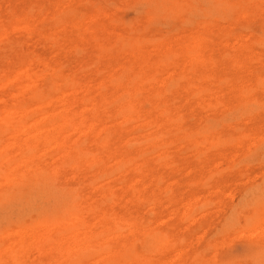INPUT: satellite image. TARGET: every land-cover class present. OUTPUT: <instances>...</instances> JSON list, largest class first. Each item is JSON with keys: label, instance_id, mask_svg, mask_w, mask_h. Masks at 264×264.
<instances>
[{"label": "rangeland", "instance_id": "1", "mask_svg": "<svg viewBox=\"0 0 264 264\" xmlns=\"http://www.w3.org/2000/svg\"><path fill=\"white\" fill-rule=\"evenodd\" d=\"M20 15L61 82L2 133L0 264H264V0H0ZM64 160L75 214L13 182Z\"/></svg>", "mask_w": 264, "mask_h": 264}, {"label": "bare ground", "instance_id": "2", "mask_svg": "<svg viewBox=\"0 0 264 264\" xmlns=\"http://www.w3.org/2000/svg\"><path fill=\"white\" fill-rule=\"evenodd\" d=\"M247 7V6H246ZM170 11V10H169ZM41 12V11H40ZM243 12V11H242ZM247 13V12H246ZM32 14V13H31ZM61 14V13H60ZM28 15V14H27ZM258 15V14H257ZM59 18V17H58ZM64 18V17H63ZM30 19V18H29ZM55 19V18H54ZM53 19V20H54ZM9 21V20H8ZM50 21V20H49ZM57 21V20H56ZM36 22V21H35ZM61 22V21H60ZM30 23V22H29ZM57 23H58V21H57ZM31 24V23H30ZM67 24V23H66ZM1 25V24H0ZM4 25V24H3ZM56 25V24H55ZM4 27V29H7V31H8V34H6L5 35V38L4 39H2L0 42H3V43H1L0 44V143H1V138H2V133H4L5 132V134H6V132L8 133L9 131H12L13 129H16V128H18L20 125L23 127V126H25L24 124H26V123H24L25 122V120H26V118L28 119L29 118V116L32 114V113H28V112H26L32 105H38L39 107H40V105H42V104H44L46 101H51V99H52V93H55V92H53L55 89L56 90H58L57 89V85H59V84H57L58 83V81H59V83L61 82V79L60 78H58L57 76H59V73H57V71L54 73V72H52V71H54V69L51 71H49V69H48V67H47V65L43 62V59H41V57H40V55H38V54H36L34 51H23V50H21V52H19L18 50H16V51H14L15 49H14V45L12 44V42H10L9 40H10V38H11V35L12 34H14V33H19V32H22V33H26V35H27V33H28V31H30V30H28V22H27V17L26 16H24V15H20V16H15V17H13L12 16V18L10 19V21L9 22H7V24L5 23V26H3ZM55 27V26H54ZM0 28H2V25L0 26ZM3 29V30H4ZM30 29V28H29ZM3 30H0L1 32L3 31ZM91 30V29H90ZM31 31H32V29H31ZM4 32H5V30H4ZM3 33V32H2ZM2 33H0V34H2ZM18 35V34H17ZM1 38V37H0ZM2 38H3V34H2ZM13 41V43H15V41L14 40H12ZM26 41V40H25ZM24 41V42H25ZM11 43V45H10V43ZM17 42H19V40L18 41H16V43ZM20 44V43H19ZM15 46H16V44H15ZM29 49V48H28ZM40 52V51H39ZM193 52V51H192ZM6 55H11V56H8V57H5ZM44 56V55H43ZM38 62V63H40V66L39 67H37L36 69L34 68V66H33V63H35V62ZM42 62H43V65H42ZM36 64V63H35ZM52 68V67H51ZM59 69V68H58ZM56 70V69H55ZM62 71V70H61ZM58 74V75H56V76H54L55 74ZM54 74V75H53ZM60 75H61V73H60ZM62 76V75H61ZM66 76V75H65ZM60 77V76H59ZM64 77V76H63ZM64 79V78H63ZM66 79L68 80V78L66 77ZM69 81H71V80H69ZM62 83H63V81H62ZM71 83H73V82H71ZM74 84V83H73ZM66 85V84H65ZM60 87V86H59ZM58 87V88H59ZM62 87H65V86H62ZM74 87V86H73ZM71 88V87H70ZM60 90H61V88H59ZM68 88H66V90H67ZM55 90V91H56ZM76 90V89H75ZM62 92V91H61ZM71 92V91H70ZM58 93V92H57ZM59 94V93H58ZM68 94H69V92H68ZM55 95H56V93H55ZM55 97V96H54ZM124 97V96H123ZM141 97V96H140ZM66 99V98H65ZM119 99V98H118ZM127 99V98H126ZM52 101H53V99H52ZM57 101H60V100H58L57 99ZM62 102V101H61ZM123 102V101H122ZM121 102V103H122ZM124 102H125V100H124ZM52 103V102H51ZM63 103V102H62ZM127 103V102H126ZM59 104H61V103H59ZM93 105V104H92ZM121 105V104H120ZM124 105H126V104H123V106ZM53 106V105H52ZM68 106V105H67ZM66 106V107H67ZM27 107H28V109H27ZM38 107V108H39ZM128 107V106H127ZM32 108H33V106H32ZM56 108V107H55ZM96 108V107H95ZM123 108V107H122ZM53 109H54V107H53ZM57 109V108H56ZM125 109H127V110H130L129 108H126L125 107ZM124 110V109H123ZM52 111V110H51ZM58 111V109L55 111L56 113H58V115H59V112L60 113H62L61 111H59V112H57ZM122 111V110H121ZM54 112V111H53ZM52 112V113H53ZM70 112V111H69ZM123 112V111H122ZM126 112V111H125ZM128 112V111H127ZM126 112V113H127ZM56 113H55V115H56ZM73 113V112H72ZM33 114H34V112H33ZM52 115V114H51ZM55 115H53V116H55ZM58 115H56V116H58ZM77 115V114H76ZM45 116V115H44ZM55 116V117H56ZM65 116V115H64ZM30 117H32V116H30ZM50 117H52V116H50ZM54 117V118H55ZM61 117V115L59 116V118ZM127 117V116H126ZM48 118H49V116H48ZM53 118V119H54ZM57 118V117H56ZM62 118V117H61ZM64 118V117H63ZM61 119V120H66V119ZM68 118V117H67ZM72 118V117H71ZM88 118V117H87ZM47 119V118H46ZM51 119V118H50ZM68 119H70V118H68ZM60 120V121H61ZM93 120V119H92ZM33 121V120H32ZM67 121V120H66ZM31 122V121H30ZM36 122V121H35ZM48 122H49V120H48ZM62 122V121H61ZM42 122H38V124H41ZM67 123H68V121H67ZM84 123V122H83ZM33 124V123H32ZM44 124H45V122H44ZM92 124V123H91ZM47 125H49V124H47ZM52 125V124H51ZM36 126V125H35ZM85 126V125H84ZM33 127V126H32ZM37 127H38V125H37ZM36 127V128H37ZM41 127V126H40ZM39 127V128H40ZM44 127V126H43ZM48 127V126H47ZM67 127V126H66ZM80 127V126H79ZM71 128H72V126H71ZM90 128H91V125H90ZM93 128V127H92ZM52 129V128H51ZM54 129V128H53ZM64 129H65V126H64ZM70 129V128H69ZM79 129V128H78ZM89 129V128H88ZM205 129V128H204ZM21 130V129H20ZM38 130V128L36 129V131ZM58 130H60V129H58ZM83 130V129H82ZM85 131H86V129H84ZM93 130V129H92ZM97 130V129H96ZM28 132V131H27ZM43 132V131H42ZM50 132V131H49ZM87 132V131H86ZM14 133V132H13ZM19 133H20V131H19ZM26 133V132H25ZM48 133V132H47ZM56 133V132H55ZM22 134V133H21ZM29 134V133H28ZM51 134V133H50ZM87 134V133H86ZM4 135V134H3ZM19 135V134H18ZM53 135V134H52ZM51 135V136H52ZM80 135V134H79ZM26 136V135H25ZM42 136H43V134H42ZM46 136H47V134H46ZM94 136V135H93ZM24 137V136H23ZM22 137V138H23ZM48 137H49V134H48ZM66 137V136H65ZM31 138H33V136L31 137ZM35 138V137H34ZM51 138H53V136L51 137ZM43 139V138H42ZM47 139H49V138H47ZM77 139V138H76ZM76 139L75 140H73V141H76ZM53 140V139H52ZM3 141V140H2ZM19 141V140H18ZM30 141V140H29ZM29 141H27V142H29ZM59 141V140H58ZM62 141V140H61ZM82 141V140H81ZM4 142V141H3ZM34 142V141H33ZM54 142V141H53ZM80 141H78V143H79ZM30 143H32V142H30ZM30 143H28L29 144V146H30ZM43 143V142H42ZM45 143H47V142H45ZM72 143V142H71ZM77 143V142H76ZM77 143V144H78ZM82 143V142H81ZM13 144V143H12ZM27 144V143H26ZM22 145V144H21ZM46 145V144H45ZM56 145V144H55ZM76 145V144H75ZM80 145V144H79ZM82 145H84V144H82ZM81 145V146H82ZM100 145V144H99ZM26 146L28 149H26V147H25V154H26V152H29L30 153V150H31V147L32 146ZM54 146V145H53ZM62 146H64V145H62ZM69 146V145H68ZM89 146V145H88ZM1 148V147H0ZM24 148V147H23ZM53 148V147H52ZM59 148V147H58ZM69 148V147H68ZM73 148V147H72ZM71 148V149H72ZM79 148L80 147H76V149H77V151L79 150ZM85 148V147H84ZM73 149H75V147L73 148ZM75 149V150H76ZM88 149V148H87ZM9 150V149H8ZM55 150V149H54ZM57 150V149H56ZM81 150V149H80ZM85 151H86V149H84ZM7 151V150H6ZM54 152V151H53ZM64 152V151H63ZM65 152H68V150L67 151H65ZM72 152H74V154H76L75 153V151H72ZM80 152V151H79ZM83 152V151H82ZM81 152V153H82ZM2 154L4 153V152H1ZM1 153H0V164H1V160L4 158V156H7V155H3V158L1 157ZM10 153V152H9ZM23 153V152H22ZM62 153V152H61ZM69 153V152H68ZM93 153V152H92ZM4 154H6V153H4ZM14 154V153H13ZM20 154V153H19ZM44 154V153H43ZM63 154V153H62ZM67 154V153H66ZM73 154V153H72ZM78 154V153H77ZM80 154V153H79ZM88 154V153H87ZM12 155V154H11ZM26 155H28V154H26ZM52 155V154H51ZM91 155V154H90ZM10 156V155H9ZM14 156H15V154H14ZM22 156V155H21ZM30 156V155H29ZM63 156H66L65 154H63ZM69 156H70V154H69ZM73 156V155H72ZM78 156H80V155H78ZM78 156H77V159H78ZM87 156V155H86ZM18 157V156H17ZM32 157H34V156H32ZM47 157V156H46ZM52 157V156H51ZM57 157V156H56ZM71 157V156H70ZM75 157V156H74ZM83 157V156H82ZM2 158V159H1ZM9 157L7 156V159H8ZM11 158V157H10ZM15 158V157H14ZM22 158V157H21ZM35 158V157H34ZM61 158V157H60ZM69 159V158H68ZM74 159V158H73ZM76 159V160H77ZM85 159H87V157L85 158ZM4 160H5V158H4ZM11 160V159H10ZM9 159H8V161H10ZM61 160H63V159H61ZM12 161V160H11ZM18 161V160H17ZM43 161V160H42ZM56 161V160H55ZM70 161H71V159H70ZM99 161V160H98ZM2 162H3V160H2ZM15 162V161H14ZM22 162V161H21ZM31 162V161H30ZM54 162V161H53ZM53 162H51V164H48V166H46V167H36L35 168V166L34 167H32L31 165H26L25 166V168L24 169H26L25 170V172L24 173H22V172H20V171H17L16 172V174H14V173H12V174H14V175H12V176H14V178L12 177V179H14L13 180V182L14 181H17V183L18 182H20V181H22V177L24 176V175H26L27 174V177L29 178L31 175V173L35 176V174H36V176H37V178L38 177H42L41 178V180L39 179V181H41V183H42V181H44L43 182V186H42V184H41V188H39V187H37V188H39V189H42V191L43 190H45V192H46V190L47 191H50V192H52V194L54 193V195L56 196V198H58L59 199V205H60V203L61 204H63V205H66V207H65V212H66V214H71L72 212H74V214L76 213V204H78V200L75 198V194H74V189H72V187L71 188H62V187H57L56 186V183H55V180H57L56 178L59 176V172H61L62 170H64V169H62V168H64L65 166L64 165H67L66 163V160H64L63 162L62 161H60V162H54V164H52ZM95 162V161H94ZM6 163V162H5ZM4 162L2 163V165L3 164H5ZM28 163V162H27ZM7 164V163H6ZM5 164V165H6ZM37 164V163H36ZM71 164V163H70ZM2 165H0V167L2 166ZM72 165V164H71ZM78 165V164H77ZM30 166V167H29ZM17 167V166H16ZM33 169H32V168ZM94 167V166H93ZM3 168V170H4V166H2L1 167V169ZM27 169H29V171L27 170ZM60 170V171H57V170ZM62 169V170H61ZM66 169V168H65ZM6 170V169H5ZM8 170V169H7ZM13 170V169H12ZM2 171V170H1ZM3 172V171H2ZM1 172V173H2ZM7 173H9V171L7 172ZM26 177V176H25ZM26 177V178H27ZM8 178H10V176H8ZM31 179L29 180V179H27V182H30L29 183V185L28 184H26L27 182L26 181H24V183L27 185V186H29L30 187V184H31V180L32 179H34V177L32 178V176L30 177ZM26 180V179H25ZM29 180V181H28ZM35 180V179H34ZM33 180V182H32V185H37V183L35 182ZM36 180H38V179H36ZM89 181V180H88ZM11 182V181H10ZM35 182V184H33ZM87 182V181H86ZM7 183V182H6ZM24 183L22 182V184L24 185ZM40 183V182H39ZM59 183H60V181H59ZM64 184V183H63ZM10 185V184H9ZM86 185V184H85ZM21 186V185H20ZM38 186H40V184H38ZM19 187V186H18ZM17 187V188H18ZM26 187V186H25ZM25 187H22V188H25ZM70 187V186H69ZM35 188V187H34ZM27 190H29L28 189V187L26 188ZM32 189V188H31ZM10 190V189H9ZM16 190H18V189H16ZM102 190V189H101ZM30 192V191H29ZM38 193H39V191H38ZM41 194V193H40ZM76 194H77V192H76ZM78 195V194H77ZM67 198V197H69V198H67V200L65 199V198ZM55 198V197H54ZM90 198V197H89ZM57 199V200H58ZM76 200L78 201L77 203H76ZM83 200V199H82ZM86 200V199H85ZM87 201V200H86ZM56 202V203H57ZM102 204V203H101ZM56 205V204H55ZM87 205V204H86ZM85 205V206H86ZM60 207V206H59ZM78 207H79V205H78ZM77 207V208H78ZM81 207H83V206H81ZM80 207V208H81ZM85 208V207H84ZM14 209V208H13ZM62 209V208H61ZM83 210V209H82ZM96 210H98V209H96ZM63 211H64V208H63ZM114 213H116V212H114ZM73 214V213H72ZM96 215V214H95ZM59 216H60V214H59ZM62 217V216H61ZM70 217H71V215H70ZM72 217H74V216H72ZM51 218V217H50ZM58 218V217H57ZM64 218V217H63ZM65 218H66V215H65ZM69 218V217H68ZM49 219V218H48ZM60 219H62V218H60ZM95 219V218H94ZM55 220V219H54ZM10 221V220H9ZM47 221V220H46ZM64 221V220H63ZM69 221V220H68ZM80 221V220H79ZM60 221H58V223H59ZM54 223V222H53ZM80 223V222H79ZM68 224V223H67ZM84 224V223H83ZM45 225V224H44ZM63 225V224H62ZM41 227V226H40ZM48 227V226H47ZM59 227H60V225H59ZM69 228H70V226H69ZM57 230V229H56ZM65 230V229H64ZM59 231V230H58ZM72 231V230H71ZM99 231V230H98ZM54 232V231H53ZM57 232V231H56ZM79 232V231H78ZM70 233V232H69ZM68 233V234H69ZM19 234V233H18ZM67 234V233H66ZM89 234V233H88ZM92 234V233H91ZM75 236V235H74ZM79 237V236H78ZM50 238V237H49ZM66 238V237H65ZM47 239V238H46ZM51 239H52V236H51ZM54 239H56L55 237H54ZM58 239V238H57ZM90 239H91V237H90ZM60 240V239H59ZM82 240V239H81ZM42 241V240H41ZM47 241H50L49 239L47 240ZM53 241V240H52ZM89 242V241H88ZM50 243V242H49ZM91 243V242H90ZM98 243V242H97ZM100 243V242H99ZM40 244V243H39ZM71 244V243H70ZM79 244V243H78ZM92 244H94V243H92ZM107 244V243H106ZM102 245V244H101ZM110 245V244H109ZM77 246V245H76ZM71 247V246H70ZM82 248H83V246H81ZM88 247V246H87ZM123 247V246H122ZM167 247V246H166ZM20 248V247H19ZM126 248V247H125ZM18 249V248H17ZM67 249V248H66ZM70 249V248H69ZM79 249H81V248H79ZM84 250V249H83ZM89 250V249H88ZM87 251V250H86ZM90 251V250H89ZM88 251V252H89ZM101 251V250H100ZM54 252V251H53ZM124 252V251H123ZM73 254V253H72ZM84 251H82V249L81 250H78L77 251V253H75V254H73L71 257H69V259L67 260V264H73L74 262H79L83 257H84ZM100 254V253H99ZM20 256V255H19ZM98 257V256H97ZM103 257V256H102ZM106 257V256H105ZM67 258V257H66ZM100 258V257H99ZM110 258V257H109ZM147 258V257H146ZM65 258H62V260H64ZM105 259V258H104ZM120 259V258H119ZM106 260V259H105ZM133 260V259H132ZM135 260V259H134ZM133 260V261H134ZM156 260V259H155ZM52 261V260H51ZM57 261V260H56ZM55 261V262H56ZM83 261V260H82ZM85 261V260H84ZM107 261H109V260H107ZM62 262V261H61ZM60 262V263H61ZM105 262V261H104ZM109 262H111V261H109ZM129 262H130V260H129ZM141 262V261H140ZM39 263V262H38ZM46 263V262H45ZM57 263L59 264V262L57 261ZM65 263V262H64ZM80 263V262H79ZM82 263V262H81ZM96 263V262H95ZM108 263V262H107ZM106 263V264H107ZM126 263V262H125ZM16 264H18L17 263V261H16ZM40 264V263H39ZM154 264V263H153Z\"/></svg>", "mask_w": 264, "mask_h": 264}]
</instances>
